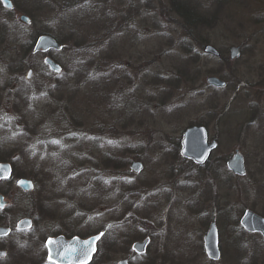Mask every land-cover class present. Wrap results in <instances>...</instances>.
Instances as JSON below:
<instances>
[{
  "label": "rangeland",
  "instance_id": "rangeland-1",
  "mask_svg": "<svg viewBox=\"0 0 264 264\" xmlns=\"http://www.w3.org/2000/svg\"><path fill=\"white\" fill-rule=\"evenodd\" d=\"M10 1L0 3V161L15 169L0 182V219L13 231L0 239V264H53L44 246L53 232H101L89 264H264V240L240 224L246 209L264 218V0ZM43 32L60 42L49 51L59 74L42 53L24 52ZM205 44L225 57L240 46L230 79ZM210 75L227 87L208 84ZM200 121L210 138L218 133L204 164L176 146ZM235 149L243 176L225 164ZM21 177L31 191L17 186ZM26 216L33 229L17 231ZM212 222L215 261L203 247Z\"/></svg>",
  "mask_w": 264,
  "mask_h": 264
},
{
  "label": "water",
  "instance_id": "water-1",
  "mask_svg": "<svg viewBox=\"0 0 264 264\" xmlns=\"http://www.w3.org/2000/svg\"><path fill=\"white\" fill-rule=\"evenodd\" d=\"M6 8H12L13 4L10 0H1ZM21 19L29 23V18L21 16ZM61 46L59 42L51 35L42 34L37 37L32 52L38 51L46 52L49 49H59ZM203 51L207 54L218 56L219 51L211 44H205ZM240 54L238 46L230 48L229 58L236 59ZM45 63L51 70L59 72L61 67L51 58H46ZM31 69L26 72V78H31ZM206 82L211 86L223 88L225 81L221 78L210 75L206 78ZM207 130L203 125H191L186 127L181 133L179 153L182 157L192 160L196 164H203L208 159L210 152L215 148L216 141H207ZM227 168L236 175L245 174V166L242 154L236 150L230 158L226 161ZM143 164L140 161H133L130 165V170L138 173L142 170ZM12 167L9 162H0V181L11 177ZM17 185L24 191H31L33 189V182L30 179L21 177L17 180ZM8 201L0 193V209L4 208ZM241 226L249 232H258L264 238V218L255 212L246 209L240 218ZM32 225V220L29 217H23L16 223L18 230L29 229ZM11 229L7 226L0 225V237H5L10 233ZM101 233L96 235L80 238L77 236L65 238L63 235L49 237L45 241L47 248V259L55 264H89L92 260L93 254L96 251V242L100 238ZM149 239L146 237L141 241H136L132 248L137 253L145 252L146 245ZM205 252L210 260H217L220 255L218 245V233L214 223L205 234L204 238ZM6 254L5 250H0V257ZM117 264H129L126 258L120 259Z\"/></svg>",
  "mask_w": 264,
  "mask_h": 264
},
{
  "label": "flooded vegetation",
  "instance_id": "flooded-vegetation-1",
  "mask_svg": "<svg viewBox=\"0 0 264 264\" xmlns=\"http://www.w3.org/2000/svg\"><path fill=\"white\" fill-rule=\"evenodd\" d=\"M239 47V50H240V54H241V48H240V46H238ZM231 48V47H230ZM49 51H53V50H49ZM49 51H47V52H45V53H42L44 56H43V62H44V66L47 68V71L48 72H50V73H55V72H53V71H51L50 69H49V67H48V65L47 64H45V59L48 57V58H51L53 61H55L57 64H59L54 58H53V56L52 55H50L49 54ZM56 51V50H55ZM219 51V50H218ZM41 53V52H40ZM240 54H239V56H240ZM223 57V59H222V57ZM238 56V57H239ZM225 56H223V54L219 51V55L218 56H216V58L217 59H222L223 61H221L222 62V64L226 67V70L224 71V73L225 74H227V77H229L228 79H230V77H231V75H232V73H234L233 72V70H232V68H231V66H229V64L232 62H234V60H230L229 59V55H228V57H225ZM60 65V64H59ZM60 67H61V69L63 70V67H62V65H60ZM28 69H31L32 70V73H33V68H31V67H29ZM61 70V71H62ZM60 72H58V73H55V74H59ZM25 75H26V72H25ZM24 75V76H25ZM262 76H263V78H264V70H263V73H262ZM225 81V86L223 87V88H226L227 87V84H228V81H226V80H224ZM263 87V90H260V91H258V93H256L257 94V96L258 97H260L261 98V100H259V101H257L256 102V105H258V106H256V120H263V122H264V109H263V106H264V85L262 86ZM222 88V89H223ZM255 119V118H254ZM191 125H203V126H205V128H206V130H207V127H206V125L205 124H203V123H193V124H190L189 126H191ZM188 127V126H187ZM186 128V127H185ZM184 128V129H185ZM262 136V135H261ZM262 137H264V136H262ZM181 138V137H180ZM180 138H179V145H178V147L180 146ZM207 141L208 142H211L212 140H215L216 141V146H215V148L210 152V155H209V157H208V159L206 160V162L211 158V156H212V153H213V151L217 148V146H218V133H216V135H214L212 138H210L209 137V134H208V130H207ZM179 149H180V147H179ZM236 150H238V149H235L227 158H226V161H227V159L228 158H230V156L236 151ZM242 154V153H241ZM243 156V155H242ZM192 161V160H191ZM226 161H225V163H226ZM243 162H244V157H243ZM243 176V175H242ZM33 227H34V225H33V223H32V226H31V228L30 229H28L29 231L30 230H32L33 229ZM10 229H11V231L10 232H12L13 231V228H12V226H10ZM21 231H27V230H21ZM250 233H255V234H259L260 236H261V234L260 233H258V232H250ZM68 233H52V234H50L48 237H53V236H58V235H63L64 237H66L67 239L69 238L68 237V235H67ZM71 236H80V235H78V234H74V235H71ZM47 237V238H48ZM145 237H148L149 238V243H150V239H151V236H145ZM144 237V238H145ZM205 237V236H204ZM5 237H2L1 239H4ZM37 238V237H36ZM47 238H45V240L47 239ZM261 238L263 239V237L261 236ZM44 246H45V241H44ZM203 247H204V244H203ZM0 250H4V249H0ZM6 251V250H5ZM45 252H46V256H47V249H46V247H45ZM6 254H7V251H6ZM146 254V252H144V253H142V254H137L136 253V255H138V256H142V255H145ZM204 254L207 256V254H206V252H205V250H204Z\"/></svg>",
  "mask_w": 264,
  "mask_h": 264
},
{
  "label": "trees",
  "instance_id": "trees-1",
  "mask_svg": "<svg viewBox=\"0 0 264 264\" xmlns=\"http://www.w3.org/2000/svg\"><path fill=\"white\" fill-rule=\"evenodd\" d=\"M41 34H47V33H45V32H43V33H40V34H38V35H36L35 37H33L32 39H30L28 42H27V47L25 48V50H24V52H28L31 48H32V46H33V44H34V42H35V40H36V38L39 36V35H41ZM57 39V38H56ZM58 40V39H57ZM60 43V42H59ZM222 57V56H221ZM225 58V57H224ZM222 59H223V57H222ZM222 59H218V60H220V61H223ZM222 63V62H221ZM128 81L129 80H131V78H130V76L128 75V79H127ZM198 123H203V124H205L206 125V123L205 122H203V121H200V122H198ZM27 125H26V123H25V127H26ZM176 146H178L179 145V139L176 141ZM11 164H12V167H13V171H14V165H15V163H14V160H12L11 159V162H10ZM117 164V162L115 163V165ZM14 175V174H13ZM7 210V207L6 208H4V210H1L0 209V214L1 213H3L4 211H6ZM34 221H35V219H34ZM0 224H4L3 223V221L0 219ZM68 235V237H70L71 236V234L69 235V233L67 234ZM82 237V236H81Z\"/></svg>",
  "mask_w": 264,
  "mask_h": 264
}]
</instances>
